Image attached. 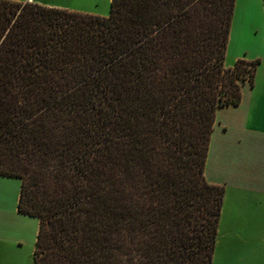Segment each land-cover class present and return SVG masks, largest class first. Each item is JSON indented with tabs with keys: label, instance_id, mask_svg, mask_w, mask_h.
Returning a JSON list of instances; mask_svg holds the SVG:
<instances>
[{
	"label": "trees",
	"instance_id": "obj_1",
	"mask_svg": "<svg viewBox=\"0 0 264 264\" xmlns=\"http://www.w3.org/2000/svg\"><path fill=\"white\" fill-rule=\"evenodd\" d=\"M236 0H0V175L38 217L33 264H213L226 186L205 175Z\"/></svg>",
	"mask_w": 264,
	"mask_h": 264
},
{
	"label": "crops",
	"instance_id": "obj_2",
	"mask_svg": "<svg viewBox=\"0 0 264 264\" xmlns=\"http://www.w3.org/2000/svg\"><path fill=\"white\" fill-rule=\"evenodd\" d=\"M83 12L96 13L92 10ZM205 175L209 182L226 186L220 222L221 226L228 225V237L248 244L256 238L263 242L264 58L255 75V83L247 81L243 85L240 105L218 107L210 136ZM8 178L15 177L0 175V264H33L39 219L17 211L20 193L15 197L14 209H5ZM27 245L29 253L26 251ZM222 245L225 253L229 241L224 238ZM257 256L260 264H264V251L257 253Z\"/></svg>",
	"mask_w": 264,
	"mask_h": 264
},
{
	"label": "rangeland",
	"instance_id": "obj_3",
	"mask_svg": "<svg viewBox=\"0 0 264 264\" xmlns=\"http://www.w3.org/2000/svg\"><path fill=\"white\" fill-rule=\"evenodd\" d=\"M36 2L62 4L74 10H92L99 15H108L111 6V0H36ZM240 57L261 60L264 58V0H236L226 65L230 66ZM20 189V180L6 179L5 209L9 211L14 209L15 197L20 193ZM220 228L213 264H260L257 253L264 251V241L260 242V239L256 238L248 244L240 239H230L227 235L228 225L221 226L220 222ZM224 238L229 241L225 253L222 251L224 246H221ZM26 251L30 252L28 245Z\"/></svg>",
	"mask_w": 264,
	"mask_h": 264
},
{
	"label": "bare ground",
	"instance_id": "obj_4",
	"mask_svg": "<svg viewBox=\"0 0 264 264\" xmlns=\"http://www.w3.org/2000/svg\"><path fill=\"white\" fill-rule=\"evenodd\" d=\"M30 232V231H29Z\"/></svg>",
	"mask_w": 264,
	"mask_h": 264
}]
</instances>
